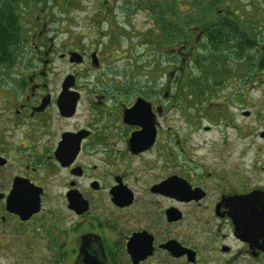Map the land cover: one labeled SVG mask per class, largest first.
<instances>
[{"label": "flooded vegetation", "instance_id": "1", "mask_svg": "<svg viewBox=\"0 0 264 264\" xmlns=\"http://www.w3.org/2000/svg\"><path fill=\"white\" fill-rule=\"evenodd\" d=\"M230 13L170 50L169 78L103 76L99 50L74 47L52 77L51 32L30 31L34 61L0 96V264H264V31ZM200 60L226 91L224 140L190 143L167 125L169 85L183 96Z\"/></svg>", "mask_w": 264, "mask_h": 264}, {"label": "rangeland", "instance_id": "2", "mask_svg": "<svg viewBox=\"0 0 264 264\" xmlns=\"http://www.w3.org/2000/svg\"><path fill=\"white\" fill-rule=\"evenodd\" d=\"M52 1L54 4L50 3L49 9L41 16H29L26 21L29 31H40L45 26L51 32L55 45L52 77L65 76L72 69L59 56L67 47H74L87 51L98 49L103 63V69L98 74L103 76L145 78L166 72L169 78V71H174L168 63L170 50H180L182 45L189 50L196 38V32L191 30L212 16L214 11L209 10L210 4H218L216 0H202L199 5H195L199 0ZM227 3L239 6V12L245 16L248 26L264 31V0H220L219 5L222 7ZM103 16L114 21L115 30L111 35L110 28L96 22L97 17L102 19ZM196 53L200 58L205 56L202 51L196 50ZM16 57V64L11 68L0 66V96L7 93L6 86H11L10 82L15 81V76L27 72L34 61V53L29 50H22ZM74 71L84 75L85 69L81 67ZM199 71L197 62L192 61L184 66L181 77L191 76L192 83L189 79L184 84V91H181L183 96L176 95L180 92L179 85H169L173 100L169 102L167 125L173 126L172 130L183 135L184 140L190 143L224 140L223 117L215 116V109L221 107L214 103L221 100L226 91L212 78L208 62L204 70ZM89 75L94 74L90 72ZM140 82L146 85L147 81ZM248 94L254 98L250 89ZM172 104L175 107L172 108ZM7 109H10V105ZM213 124L216 125L213 127ZM194 126H212V132H194L191 130ZM52 256L51 260L43 263L55 264ZM30 264L42 262L36 259Z\"/></svg>", "mask_w": 264, "mask_h": 264}, {"label": "trees", "instance_id": "3", "mask_svg": "<svg viewBox=\"0 0 264 264\" xmlns=\"http://www.w3.org/2000/svg\"><path fill=\"white\" fill-rule=\"evenodd\" d=\"M52 0H0V66H13L16 63V54L22 51V46L25 42H29L30 31L26 28V21L29 16H41V13L49 9L48 5L54 2ZM197 1V0H196ZM218 4H210V11H217L221 9L226 14L222 16H244L239 12V6L234 7L232 4L229 8H222L219 6L220 0H216ZM57 2V1H56ZM55 2V3H56ZM202 0L197 1L195 5H199ZM52 8V7H51ZM222 23L218 29L225 30L226 28H234L238 30L236 24H231L227 17L221 19ZM205 20L201 22L204 26ZM229 29V28H228ZM208 44L218 45L222 44L215 40V36L209 34L207 29ZM221 37L224 34L221 33ZM199 73L204 70L205 61H198ZM188 77L192 83L191 76ZM192 86V85H191Z\"/></svg>", "mask_w": 264, "mask_h": 264}, {"label": "bare ground", "instance_id": "4", "mask_svg": "<svg viewBox=\"0 0 264 264\" xmlns=\"http://www.w3.org/2000/svg\"><path fill=\"white\" fill-rule=\"evenodd\" d=\"M28 43H29V42H27V43L25 42V44H24V45H27ZM24 45L21 47L22 49H23Z\"/></svg>", "mask_w": 264, "mask_h": 264}]
</instances>
